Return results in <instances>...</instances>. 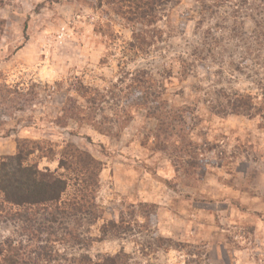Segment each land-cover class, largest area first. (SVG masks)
<instances>
[{"label":"rangeland","instance_id":"obj_1","mask_svg":"<svg viewBox=\"0 0 264 264\" xmlns=\"http://www.w3.org/2000/svg\"><path fill=\"white\" fill-rule=\"evenodd\" d=\"M131 30L108 0H0V162L25 140L41 170L65 144L101 164L75 253L264 264V115L232 107L264 103V0H170L139 51Z\"/></svg>","mask_w":264,"mask_h":264},{"label":"trees","instance_id":"obj_2","mask_svg":"<svg viewBox=\"0 0 264 264\" xmlns=\"http://www.w3.org/2000/svg\"><path fill=\"white\" fill-rule=\"evenodd\" d=\"M169 1L108 0V3L132 28V41L137 44L133 48L139 51L147 47L144 38H151L146 29L155 26L157 13ZM136 26L141 30L136 31ZM71 103L65 102L62 118L78 124L83 121L81 110L75 114V108L67 105ZM262 105L257 107L253 98L239 95L232 107L237 114L254 117L264 115ZM39 145L19 141L15 155L0 162V224L12 226L9 236L0 237V264H123V254L92 259L72 250L87 248L89 238L78 231L81 223L85 221L91 227L99 220L95 195L101 164L73 145L65 144L58 154L57 170H41L31 159L34 154L42 155L39 160L53 158L41 152ZM105 233V229L100 232V239ZM60 246L62 249L57 250Z\"/></svg>","mask_w":264,"mask_h":264}]
</instances>
